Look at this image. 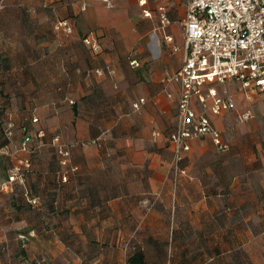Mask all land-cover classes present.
I'll return each instance as SVG.
<instances>
[{"label":"crops","instance_id":"obj_1","mask_svg":"<svg viewBox=\"0 0 264 264\" xmlns=\"http://www.w3.org/2000/svg\"><path fill=\"white\" fill-rule=\"evenodd\" d=\"M4 2L13 7L12 20L34 19L37 3L55 15L58 9L70 26H82L83 38L62 46L72 53L67 63H46L45 54L28 61V49L16 45L20 54L12 61L17 71L10 77V91L29 101L62 95L71 101L70 109L59 104L48 112L36 108L42 133H68L69 156L32 158L4 150L9 142L0 145V264H25L32 258L31 244L39 246L42 264H130L135 251L149 264L145 246L160 244L166 245L164 264H223L230 258L264 264V96L235 81L206 82L204 94L214 89L235 103L234 109L214 114L210 98L206 108L192 101L195 112L220 131L227 149L217 150L209 137L190 139L180 162L183 173L174 179L171 169L169 135L177 125L180 96L171 77L185 56L187 0H146L144 5L119 0L111 9L98 0L84 9L81 0ZM21 5L28 7V15L20 13ZM159 7L170 20L164 29ZM149 21L154 26L148 27ZM73 28L72 35L79 37ZM86 37L97 50L84 43ZM42 46V53L57 48ZM44 62L62 71L69 68L64 73L69 78L62 76L64 71L57 72L60 81L47 77ZM36 66L41 71L34 72ZM246 110L253 116L241 121ZM47 143L41 139L39 144ZM64 159L67 167L61 164ZM22 166L25 174L10 180L12 170ZM66 168L67 182L60 173ZM64 213L69 216L63 218ZM64 222L75 229L73 234L64 235ZM36 228L51 233L37 236ZM118 245L130 246L118 255ZM97 247L102 254L95 252Z\"/></svg>","mask_w":264,"mask_h":264},{"label":"built area","instance_id":"obj_2","mask_svg":"<svg viewBox=\"0 0 264 264\" xmlns=\"http://www.w3.org/2000/svg\"><path fill=\"white\" fill-rule=\"evenodd\" d=\"M93 0H81L84 9ZM106 8H114L119 0H98ZM146 0H138L144 5ZM4 7L0 0V10ZM159 26L164 29L170 20L164 7L158 8ZM149 17L150 12L144 11ZM64 33L72 32L66 21H59L57 28ZM185 56L181 67L171 77L180 86L177 103V125L169 135L173 149L171 169L174 179L183 173L180 162L189 150L193 138L209 137L217 150L224 151L227 144L221 133L204 114L192 107L194 98L206 108L211 99L210 110L220 114L235 108L232 100L218 95L214 89L203 93L204 84L212 81H235L243 89H252L264 96V0H187L186 13L182 21ZM171 41L170 35L164 36ZM84 43L93 50L98 46L91 39ZM137 65V61H131ZM143 100L134 102L137 109ZM253 116L250 110L241 114V121ZM36 121V118H33ZM28 135L25 141L30 140ZM10 179H13L11 177ZM65 180V177H63Z\"/></svg>","mask_w":264,"mask_h":264},{"label":"rangeland","instance_id":"obj_3","mask_svg":"<svg viewBox=\"0 0 264 264\" xmlns=\"http://www.w3.org/2000/svg\"><path fill=\"white\" fill-rule=\"evenodd\" d=\"M2 3L4 7L0 10V131L4 133L2 135V139H6L7 137L9 142V148H5L4 150L10 149L12 152H17L16 154H20V152L25 153V155H32V158H38L43 156H51V157H62L66 158L69 156V149L66 147V144L64 143V140L66 138H69L68 133H57V132H48L42 133V126H38L39 118H37V112L36 108L38 106H44V109H47V112L50 110L52 104H59V105H65L68 107L67 109H70L71 101L68 96L62 95L55 97L54 100H44V101H38V100H24L21 98V95L17 94L12 88V82H10V77H12V73L16 72V69H11L12 61L16 60L20 52H16V45H23V47L27 48L28 51L25 53L26 59L31 62L39 60L42 56V54L46 55V63L52 60L61 61V62H69L70 57L72 53L69 51L67 47H62L63 45H70L71 43H80L82 34H83V28L80 24L78 26H75L76 34L78 35H72V33L66 34L64 33L62 28H57V23L59 21H63L64 14L61 13L58 9H56V14H54V11L48 8L42 7L39 3L36 5H33V12L35 13L34 19L31 18H21L19 20H12V15L15 14L13 11V7H9L6 5L4 0H2ZM20 13H24L28 15V7L27 6H18ZM28 17V16H27ZM43 17V18H42ZM69 22V21H68ZM151 25L148 24V27H152L153 22L149 21ZM69 25V23H68ZM71 29L73 28L70 26ZM73 28V29H74ZM82 43V42H81ZM40 46H37L39 45ZM43 44L47 45H55L57 46L56 49L58 50H52L46 53H42L40 50ZM22 55V54H21ZM48 55V56H47ZM44 62V64H45ZM35 66V64H34ZM46 68L48 73V76H51V79H56L60 81L62 76L68 77L64 75L65 72H69L68 69H58L54 67H49V64L43 65ZM34 72L41 71V68L39 66L34 67ZM62 71L63 75L59 76L57 75V72ZM56 72V73H55ZM48 79V78H47ZM60 87H67V84H61ZM58 88V86L56 87ZM61 90V89H60ZM12 93H15L14 97L11 95ZM57 98V99H56ZM63 111L66 112V109ZM63 120H66V113L63 115ZM33 118H36V121L33 120ZM45 119L50 120L49 114H47ZM68 123H70L69 118L67 119ZM45 123V122H44ZM35 124V125H34ZM50 126V125H49ZM40 127V128H39ZM28 135L30 140L25 141V144H23L25 140V136ZM42 141L46 140L49 141L46 145H40V140ZM30 152H33L30 154ZM66 162V161H65ZM64 162V163H65ZM63 164V163H62ZM18 165V164H17ZM16 165V166H17ZM19 166V165H18ZM25 168H30V166H25ZM22 167L18 170H12V175L9 177H13L15 180L16 175L18 174H25L26 170ZM63 167H66L63 165ZM67 168L60 170L63 173L62 177H65L68 179L69 172H67ZM22 176V175H21ZM61 177V180L63 179ZM32 215V214H31ZM36 216V215H35ZM69 216V214L64 213L63 218H66ZM39 215L36 216V219H38ZM67 222H64L63 232L64 235H68L67 233H74L75 229L72 227L66 225ZM41 229L36 228V235L39 234L43 235H49L51 233L50 229H45L41 233H39ZM61 230V231H62ZM82 230V229H81ZM46 233V234H45ZM69 236V235H68ZM67 238L65 239H68ZM70 242L65 243V247L69 246ZM86 246V245H82ZM130 245H126L123 248L118 245L117 249L115 251H118V255L121 253H124L126 251L125 247H129ZM166 245L160 244V245H153L152 246H145V251L147 254V257L149 259V264H164L166 262V257L164 254V247ZM15 248H17L16 245H14ZM38 245L31 244L30 246L27 245L28 250L30 249V255L32 256L31 260L24 261L25 264H42L43 261L39 256V250ZM58 248H51V252L57 251ZM103 250L99 249V247L96 248V253H103ZM257 262V261H255ZM250 261L245 260H236V259H224L223 264H248Z\"/></svg>","mask_w":264,"mask_h":264},{"label":"trees","instance_id":"obj_4","mask_svg":"<svg viewBox=\"0 0 264 264\" xmlns=\"http://www.w3.org/2000/svg\"><path fill=\"white\" fill-rule=\"evenodd\" d=\"M4 133H2L1 131H0V145L2 146V145H4V144H7V142H8V139H7V137H5L6 139H3V140H1L2 138V135H3ZM27 136V135H26ZM25 136V137H26ZM31 153H33V152H30V154ZM32 155H30V157H31ZM65 159L64 160H62L61 161V164L62 165H65L66 167H67V162H65ZM63 178V177H62ZM62 181H65V182H67L66 180H63L62 179ZM128 262L130 263V264H144L145 263V260H144V257H143V254L140 252V251H135L132 255H131V257H129V259H128Z\"/></svg>","mask_w":264,"mask_h":264}]
</instances>
